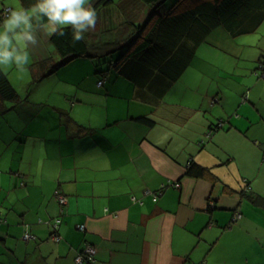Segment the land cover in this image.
<instances>
[{
	"label": "crops",
	"instance_id": "1",
	"mask_svg": "<svg viewBox=\"0 0 264 264\" xmlns=\"http://www.w3.org/2000/svg\"><path fill=\"white\" fill-rule=\"evenodd\" d=\"M150 11L112 0L87 40ZM39 15L27 71L0 57L19 95L0 112L13 128L0 124V264H74L86 243L92 264H264V21L238 37L212 30L177 81L139 87L115 70L100 86L102 59L48 73L59 55ZM190 162L207 174L188 176Z\"/></svg>",
	"mask_w": 264,
	"mask_h": 264
},
{
	"label": "trees",
	"instance_id": "2",
	"mask_svg": "<svg viewBox=\"0 0 264 264\" xmlns=\"http://www.w3.org/2000/svg\"><path fill=\"white\" fill-rule=\"evenodd\" d=\"M111 1L93 0L90 3L98 15L102 6ZM142 1L151 7L143 23H124L106 33L97 31L98 39L94 43L88 42L86 34L83 40L74 42L70 29L65 30L64 36H50L59 60L52 65L51 71L45 66L47 60L35 64L38 74L35 73L33 81L79 57L99 59L115 52H119V57L106 62L109 67L99 72L104 84L115 70L139 87L146 82L151 85L153 78L158 76L177 81L191 65L197 46L212 30L221 27L238 37L255 33L264 21V0H178L177 5L165 14L162 8L167 0ZM98 22L99 19L96 25ZM18 100L17 90L5 72L0 71V112L7 110L8 102ZM186 174L203 177L207 169L190 162ZM87 263L91 264L88 260Z\"/></svg>",
	"mask_w": 264,
	"mask_h": 264
},
{
	"label": "clouds",
	"instance_id": "3",
	"mask_svg": "<svg viewBox=\"0 0 264 264\" xmlns=\"http://www.w3.org/2000/svg\"><path fill=\"white\" fill-rule=\"evenodd\" d=\"M40 13L47 16V23L43 24V27L48 36H64L65 30L70 29L74 42L83 40L85 33L95 30L98 19L90 0H37L30 9L23 6L5 9L3 20L0 22V44L5 47L0 49V57L7 63L9 58L15 56L18 71H27L30 63L29 42L38 44L33 33L36 27L33 21L43 22ZM13 41L18 47L9 51L8 46ZM10 68L12 67L0 66V71L7 74V69Z\"/></svg>",
	"mask_w": 264,
	"mask_h": 264
},
{
	"label": "built area",
	"instance_id": "4",
	"mask_svg": "<svg viewBox=\"0 0 264 264\" xmlns=\"http://www.w3.org/2000/svg\"><path fill=\"white\" fill-rule=\"evenodd\" d=\"M264 67V63L262 65ZM100 85L104 84V81H100L99 82ZM172 185V184H171ZM173 187H181L180 183H176L172 185ZM166 188V185H164L161 190H164ZM55 198L58 201V203L60 204V206L65 207L67 205L68 199L67 197L61 193L59 190H57L55 192ZM240 218V216L238 214H236L233 217V222H236L238 219ZM2 221V220H1ZM59 224H60V219L56 218L53 220V222L50 223V226L53 229V234H52V238L56 241L59 242L61 240V235L58 232L59 229ZM80 229L82 231L85 230V226H80ZM23 239L26 241L32 240V239H36L34 235H32L30 232H25L23 234ZM97 249L91 245L86 243L85 247L83 248L82 252H80L77 257L75 258V262L74 264H85L88 260V262H90L91 264L95 262V255H96ZM87 259V260H86Z\"/></svg>",
	"mask_w": 264,
	"mask_h": 264
},
{
	"label": "rangeland",
	"instance_id": "5",
	"mask_svg": "<svg viewBox=\"0 0 264 264\" xmlns=\"http://www.w3.org/2000/svg\"><path fill=\"white\" fill-rule=\"evenodd\" d=\"M91 1V0H90ZM177 1L178 0H167L166 2H165V4H164V6L165 5H167V7H169V9H173V7H175L176 5H177ZM17 3H18V1L17 0H0V22H2V20H3V12H4V10L6 9V8H10V7H14L15 6V4L17 5ZM167 11V10H166ZM164 12H165V9H164ZM129 19V18H128ZM123 22H125L124 20H121V22H120V24H118V25H121ZM223 30H225V29H223ZM18 31V30H17ZM41 33H44V31L43 30H41ZM5 46L3 45V44H0V49H3ZM13 47H16V43H15V41H13L12 42V44L11 45H9L8 46V50L9 51H11L12 50V48ZM31 49V48H30ZM30 55H31V51H30ZM119 57V52H115V53H113V55L112 56H106V57H103V58H99V59H102V60H104V61H106V62H111V60L112 59H117ZM15 60V56H13V57H11V58H9V61H8V64L10 63V64H12L13 62L12 61H14ZM96 60H98V59H96ZM263 62V61H262ZM68 65V64H67ZM104 65V64H103ZM108 65V64H107ZM66 66V65H65ZM65 66H63V67H65ZM261 66V63H260V65H259V67ZM62 67V68H63ZM62 68H60L59 70H61ZM58 70V71H59ZM58 71H56V72H58ZM16 72H18V70H16ZM25 72V71H24ZM19 74H21V75H23V72H19ZM8 103H11V102H8ZM10 117H8V118H5V119H1V117H0V124H1V122H2V124H3V126L5 127V129L9 132V133H11V132H13V128H12V126L10 125V119H9ZM14 127H16V123H15V126ZM0 132H3V133H5V131H4V129L1 127V125H0Z\"/></svg>",
	"mask_w": 264,
	"mask_h": 264
}]
</instances>
